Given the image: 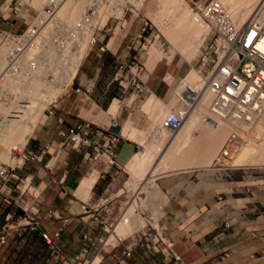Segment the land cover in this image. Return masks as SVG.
Segmentation results:
<instances>
[{
    "label": "built area",
    "instance_id": "obj_1",
    "mask_svg": "<svg viewBox=\"0 0 264 264\" xmlns=\"http://www.w3.org/2000/svg\"><path fill=\"white\" fill-rule=\"evenodd\" d=\"M63 1L41 0L39 6L34 7L29 17L23 19L22 25L16 29L11 26L21 17L19 6L23 2H4L0 9V17L5 23L0 26V119L14 116L15 110H7L9 104L28 102V97H19L18 88L29 87L32 83H38V98L49 101L42 112L46 110L45 114L53 115L51 103L64 93L66 87L62 81L64 72L79 70L96 41L100 42L99 50L106 48L99 39L100 32L111 28L108 25L111 20L117 24L127 11L138 10L144 0H82L81 9L73 19L59 14ZM188 2L190 10L207 28L195 65L197 73L204 78L205 86L203 90L191 89L188 84L179 88L177 104L164 112L158 125L171 132L177 130L187 113L202 103L206 93L208 103L200 118L215 122L218 119H232L237 125H246L239 131L227 133L211 157V169L226 172V169L243 166L250 168L252 165H230L226 160L245 143L244 132L252 129L255 124L264 126V8H257L237 26L217 0ZM1 10H11V14H3ZM52 89L59 90L55 96L49 93ZM99 136L105 137V145L96 141ZM65 138L75 149L90 144L92 152L86 154L85 159L94 161L100 157L101 152L111 154L116 134L108 128L93 126L81 118L69 126ZM28 139L20 153L16 149L13 151L20 154L21 163L26 158H38L34 150L25 148ZM143 198L148 197L146 190L139 184L128 198V204L134 202L136 206L128 219L123 218L122 212L109 221H102L101 233L97 236H92L88 231L81 232L71 255L62 249L64 242L54 241L59 236L60 228L51 234L39 228V215L36 209L31 208L24 209L19 219L0 225V244L6 241L10 228H14L15 234L19 235L20 228L26 226L30 230L39 228L49 253L58 258L59 264H91L96 254L100 253V259L101 251L110 252L118 246L121 247L122 255H128L136 245L143 246L149 253L161 252L164 258L181 262L179 254L170 248L171 241L162 231L157 230L152 221L139 223L141 214L151 212L149 208L153 203L152 199L144 201ZM45 216L55 217V209L47 208ZM120 221L138 223L136 230L121 237L115 234V241L106 243L107 237L115 233L114 228ZM223 224H229L227 217Z\"/></svg>",
    "mask_w": 264,
    "mask_h": 264
},
{
    "label": "crops",
    "instance_id": "obj_2",
    "mask_svg": "<svg viewBox=\"0 0 264 264\" xmlns=\"http://www.w3.org/2000/svg\"><path fill=\"white\" fill-rule=\"evenodd\" d=\"M129 21H133V18L130 17ZM117 25L113 27L112 35H100L103 46L108 49L113 46ZM119 44L120 42L116 43L114 50ZM84 66L86 65L82 62L81 71L86 70ZM80 81L84 83L86 78L82 77ZM72 90L79 92L80 87L76 86ZM70 93L66 90L56 100L55 115H41L25 145L26 149L34 150L38 158L23 161V174L27 175L25 178H28V184L32 185L24 194L27 205L24 203V206H20L22 210L36 209L39 228L49 234L60 228L59 236L54 241L64 242L62 249L68 255H71L77 246L81 232L88 231L92 236L101 233L98 218L118 199V194L114 192L100 191L99 183L103 169L97 165L98 172L92 185L79 183L81 178L94 169L92 167L80 173L82 166L87 163L85 155L88 154L89 145L73 148L65 138L67 130L74 121L81 118L87 119L97 127L107 121L104 118L99 119V116L92 118L88 104L79 97V93L72 96ZM78 99L82 102L79 103ZM112 100L104 112L106 115L113 114L110 112ZM94 105L95 109L98 108L97 103ZM96 141L101 143L102 139L98 137ZM126 144L127 142L120 152ZM202 167L176 169L168 174L161 185L169 191V206L167 213L160 216L157 222L161 231L171 241L170 248L179 254L181 262L164 258L161 252L149 253L143 246L136 245L128 255H122L120 246L110 252H102L97 264H235L240 249L254 250L255 234L259 231L255 225L264 223V194H253L250 199L248 197L250 202L241 206L242 197L229 192L222 193L223 190H229L228 180L218 182L225 174ZM14 194L7 185L0 194V218H11V222L19 219L21 215L5 204L3 197H13ZM21 194L22 191L15 197ZM47 208H54L56 216L44 217ZM251 212L256 214L253 218ZM226 217L229 221L227 226L223 224ZM137 224H130L133 228L130 225L129 227L135 230ZM39 228L30 230L22 226L19 235L15 234L14 228H10L6 241L0 244V264H59L58 258L49 253L39 234Z\"/></svg>",
    "mask_w": 264,
    "mask_h": 264
},
{
    "label": "rangeland",
    "instance_id": "obj_3",
    "mask_svg": "<svg viewBox=\"0 0 264 264\" xmlns=\"http://www.w3.org/2000/svg\"><path fill=\"white\" fill-rule=\"evenodd\" d=\"M14 1L23 2L21 6L24 13L27 15H30L34 10V6L30 3H35L37 1L39 2V0H0V9H2L4 2ZM217 1L225 10L226 8H229V3H232L230 0ZM159 3V0H145V3L139 6L138 10L127 11L123 18L118 20V25L115 28L116 34L113 38V46L109 49L104 48L103 50H99L98 46L100 42L96 41L83 61L84 65H86L83 68L86 67V70L81 71L80 68V70H78L72 77L70 83L63 90L64 92L69 90L71 92V96L79 93V97H81L84 103H87L89 106L88 111L90 116L92 118L94 116H99V119L104 118L105 121H107L106 124L100 123L98 127L108 128L116 134L115 144L112 146L111 154H107L108 156L104 155L102 158L99 157L94 161L86 159L87 163L82 166L83 170L80 172L82 174L84 173L85 169L88 171L90 168H94L89 174L80 179L79 183L81 184L84 183L85 178H87L93 171H98L96 168H102L103 172L101 173V181L99 183L100 191L106 193L114 192L118 194V197H116L118 199L113 202L111 207L105 213L99 216L98 225H101L102 221H109L112 218H115L124 209L126 204H128V198L134 188V185L138 183L137 179L131 175L127 165L134 154L140 155L146 152L144 143H146V141L151 137L150 135L152 129L155 126H159L158 121L164 114V110L166 111L167 109L164 104L156 106L155 108L154 106L146 107L147 101L152 95L155 94L165 104H168L169 108L175 106L177 104V100L175 101L176 98L173 100L172 96L175 88L179 84V81L187 72L191 70H194V72L196 71V60L199 56L203 42L200 44L199 49L193 55H191L190 58H188L189 56L186 57L184 54L175 52L168 62H163L161 65L153 61L151 63L152 59L149 57L151 51L156 52L157 55H169L173 51V48L166 36L163 35L160 27L153 19V16H156L155 13L158 12L157 9ZM179 3H183L185 6L190 8L188 0H180ZM11 5L12 4L10 3V6ZM189 11L192 12V10ZM1 12H3V14H11V10L10 12L9 10H1ZM24 13L19 11L21 17L19 16V18L11 26L12 29L19 28L22 25V20L29 17V15L27 16L26 14L25 16ZM130 17L133 18V21H129ZM165 21L167 22V20ZM114 22L115 20L108 22V25H110L111 28L107 31H101L100 33L112 35L115 24ZM4 25L5 23H3L0 17V26ZM101 34H99V39ZM117 42H120V44L117 49L114 50ZM110 50L113 53L110 52ZM150 69H152V71ZM82 77L86 78V82L80 83V79ZM76 86L80 87L79 92L72 90ZM114 98L117 99V109L115 112H113V114L106 115L104 112H106L108 109V103ZM82 100L78 99V102L80 103ZM56 103L57 101L51 103L53 104L52 108H55ZM94 103L98 104V108L95 109ZM45 113L46 110H44L43 114L45 115ZM30 136L31 134L28 136V138ZM250 136L251 135H249V138ZM99 138L100 140L102 139L101 143L106 141L105 137L99 136ZM126 142L127 146L122 148L120 152L121 147L125 146ZM98 143L100 142L98 141ZM221 143L218 145V147L221 145ZM13 151L11 152L13 155H15ZM91 152L92 148L89 144L88 154H91ZM215 152L212 153L211 157ZM18 153H20V150ZM238 153L239 152H236V154L234 153L232 155L233 158H229L230 161L228 159L226 162H232L233 159L237 158L236 156ZM19 156L20 154H18V158ZM211 157L206 159V161L208 160L210 162ZM24 160L30 161L31 159L26 158ZM182 162L183 161H181L180 164H182ZM20 163L21 162H17L13 165L9 162L7 163L6 161L0 160V194L5 185L9 186L11 192L13 193L14 191L15 194L13 197H3V202L14 208L13 211L16 214L22 215L24 211L20 208V206H24L26 204L25 201L27 198H25L26 196H24V194L26 191H28L29 186L32 184H28V178L21 183L22 179L27 175L23 174V162L21 164ZM96 165L98 167H96ZM106 165L108 166L105 167ZM183 165H181L180 168ZM248 165H252V167L245 168L243 166L240 168L226 169L227 174L219 171L225 175H222L221 178L223 180L221 179L218 182L224 181L226 179L228 180L227 183L229 186V190H223L222 193L229 192L234 196L242 197L241 206L244 204L247 205L250 202L249 199L253 194L255 196L264 194V164ZM172 172H175V170L158 174L155 178V183H149V185H159L160 189L164 193L168 192L169 194L168 189L162 188L161 185L162 181L165 180L168 174ZM11 173L14 175H10ZM21 188L24 189V191H22L20 196L15 197L18 192H21ZM143 190L145 191V189ZM156 201H158V206L154 207L155 205L152 204L149 208L151 212L148 211L141 214L139 223L146 222L147 220L152 221L157 230L161 231V227L158 225L157 221L160 216L167 213L169 201L166 202L164 199H160V196L156 197ZM132 203L134 204V202ZM250 215L251 218H253V215L256 214L251 212ZM5 221H11V218L9 220L0 218V223ZM125 226L127 227L128 225ZM250 226L253 227V225H248V227ZM120 227L121 229H124V225L118 223L116 228L118 229ZM255 227L259 230L256 231L255 234L256 248L254 250L250 249L248 251L246 249H240V254L235 264H264V223L255 225ZM113 235L114 234H111L109 238L111 236V238H114L115 236ZM112 240L113 241L111 242L115 241V239Z\"/></svg>",
    "mask_w": 264,
    "mask_h": 264
},
{
    "label": "bare ground",
    "instance_id": "obj_4",
    "mask_svg": "<svg viewBox=\"0 0 264 264\" xmlns=\"http://www.w3.org/2000/svg\"><path fill=\"white\" fill-rule=\"evenodd\" d=\"M159 1L158 12L155 13L156 16H153V19L160 27L163 35L166 36L173 51L169 55L160 54L161 56L151 51L149 56L150 59H152L151 63L153 61L161 65L163 62H168L175 52L184 54L186 57L189 56L188 58H190L203 42L204 35L207 31L205 24L195 13L189 11L190 8H188V6L179 3L180 0ZM40 2L41 0L30 4L37 7ZM81 2L82 0H64L58 12L62 16L73 19L78 15L81 9ZM230 2L232 3H229V8H226V11L231 15L237 26L243 23L257 8H264V0H230ZM18 3L21 4V2ZM143 3H145V0L142 4ZM19 9L21 13H24L22 6H19ZM25 14L26 13H24V15ZM165 20H167V22ZM101 21H103V19ZM150 70L152 71V69ZM77 71V69H71L64 72L62 81L65 86L70 83V80ZM186 84H188L191 89L200 88L203 90L205 86L204 78L198 75L196 71L194 72V70H191L179 81V84L173 92V100L175 98V101L177 100V90ZM37 85L38 83H32L29 87H19V97H28V102L19 103L18 105L13 103L9 104L7 110H15L16 112H13L14 116H5L0 119V160L2 161L9 162L13 165L14 163L21 162L20 156L18 158V154L14 153L15 155H13L11 151L18 149L16 152H19V150L23 148L25 141L33 132L39 118L43 114V108L49 104L47 99L41 100L38 98ZM58 91L59 90L52 89L49 93H51V96H55ZM207 103L208 95L204 93L202 103L189 111L181 126L173 132L159 126H155L154 128L151 126L153 128L150 135L151 137L149 136L150 138L144 143L146 152L140 155L134 154L129 161L127 165L128 170L138 182L137 184L135 183L136 185H134V188L140 184L141 188L146 190L147 197L153 200L152 204L155 205L154 207L158 206V201H156V197L158 196L166 202L169 201L168 192L164 193L159 185H149V183H155V178L158 174L180 169V166L183 164L185 167L182 166L181 169H191L200 166L211 169L210 162L208 160L206 161V159L211 157L212 153L215 152L227 133L239 131L246 126L243 123L237 125L232 119H218L216 122L203 120L200 116L206 111ZM163 104L167 107L166 110H168V104H165L154 94L147 101L146 107L154 106L155 108ZM117 106V100L115 99L112 102L110 112H115ZM17 110L20 112H17ZM244 133L247 135L246 141L230 155L229 158L231 159L234 153L236 154V152H239L237 156L235 155L237 158L229 162L230 165L264 164V126L255 124L252 129ZM249 135H251L250 138ZM99 155L100 158H102V156L106 154L101 152ZM181 161H183L182 164H180ZM107 166L108 165L105 167ZM97 172L98 171H93L85 178L83 184L91 186L97 176ZM25 180L26 178L24 177L21 183ZM23 190L24 189L21 188V191ZM148 198H143V200L145 201ZM134 206L135 204L131 202L124 207L120 212H124L123 218L125 217L128 219V215L132 212ZM118 223L124 225V229H121V227L117 229L115 226V233H111L114 234L113 236L115 237V234L121 237L131 234L136 230L132 229L133 225L127 224V222L123 223L120 221ZM125 225L128 226L126 227ZM129 225L132 228H130ZM111 234H109V236ZM109 236L107 237L106 243H113L111 241H113L112 239H115V237L111 238V236L109 238ZM99 257L100 253L96 254L91 264H94Z\"/></svg>",
    "mask_w": 264,
    "mask_h": 264
}]
</instances>
